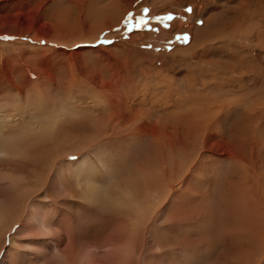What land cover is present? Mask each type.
I'll list each match as a JSON object with an SVG mask.
<instances>
[{
  "label": "rangeland",
  "instance_id": "1",
  "mask_svg": "<svg viewBox=\"0 0 264 264\" xmlns=\"http://www.w3.org/2000/svg\"><path fill=\"white\" fill-rule=\"evenodd\" d=\"M0 113V148L45 178L57 158L85 159L99 183L172 188L147 230L171 264H264V0H0ZM55 114V143L22 136ZM45 178L27 196L48 216L106 232L108 209L72 174L68 198L43 197Z\"/></svg>",
  "mask_w": 264,
  "mask_h": 264
},
{
  "label": "bare ground",
  "instance_id": "2",
  "mask_svg": "<svg viewBox=\"0 0 264 264\" xmlns=\"http://www.w3.org/2000/svg\"><path fill=\"white\" fill-rule=\"evenodd\" d=\"M35 84L39 86L43 80ZM39 119L29 124L22 131V136L42 137L55 143L53 138L48 137L54 136L58 130L59 115ZM8 122L12 123V118L0 113V130ZM6 141L5 146L0 148V264H154L156 259L160 264H171L157 242L150 239L147 230L148 222L161 220L167 212L166 206L172 204L175 195L172 188L168 191L161 186L152 188L147 178L140 176L143 181L140 194L132 181L119 182L113 179L111 173L109 177L106 175L108 180L99 183L92 176L96 171L91 163L93 160L85 162V159H81L77 168L72 166L70 170L57 158L45 178L32 166L31 159L27 163H19L26 157L10 140ZM161 143L160 138L155 139L157 147L161 148ZM82 150L79 157L84 154ZM104 167L106 173L108 169ZM70 174L84 199L99 203L110 213L109 226L98 238L93 236L92 230L88 233L82 228L75 230L73 225L76 221L66 220L57 213L48 216L50 205L27 196L45 178L47 188L41 189L43 197L48 196L46 192H51L54 199L71 197L73 192L66 187ZM171 218L173 221L174 218ZM14 226L13 232L19 238L16 242L18 247L4 251L1 238Z\"/></svg>",
  "mask_w": 264,
  "mask_h": 264
},
{
  "label": "snow or ice",
  "instance_id": "3",
  "mask_svg": "<svg viewBox=\"0 0 264 264\" xmlns=\"http://www.w3.org/2000/svg\"><path fill=\"white\" fill-rule=\"evenodd\" d=\"M186 11H192V9L191 8H188V9H186ZM165 19H171V17L170 16H168V17H165ZM199 23H202V22H200V21H198ZM146 23V22H145ZM137 26H139V25H137ZM4 39H8V37H4ZM189 39H190V37H188L187 35H185L184 36V41H185V43H187L188 41H189ZM41 43L43 44L44 42L43 41H41ZM104 43H111V42H108V41H104ZM73 159H75V157H73Z\"/></svg>",
  "mask_w": 264,
  "mask_h": 264
}]
</instances>
